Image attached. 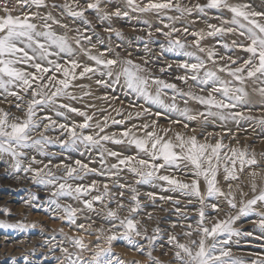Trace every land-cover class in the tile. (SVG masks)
Returning <instances> with one entry per match:
<instances>
[{
  "label": "snow or ice",
  "instance_id": "1",
  "mask_svg": "<svg viewBox=\"0 0 264 264\" xmlns=\"http://www.w3.org/2000/svg\"><path fill=\"white\" fill-rule=\"evenodd\" d=\"M111 2L112 0H85L81 5L79 0H73V3L64 0L61 4L49 3L48 0H0V97H3V102H9L8 97H14L15 108L23 113V116H18L0 107V158L3 155L12 158L11 172L13 174L31 172L33 173L31 180L34 184L45 187L56 186L48 200V204L55 207L46 208L45 211L53 214L57 211L63 212L64 215H53V218L66 220L77 229L97 237L94 246H90L85 242L83 235L68 236L63 229H60V233L79 251L70 252L63 243L53 245V250L58 247L63 254V259L57 258L59 264H126L125 260L113 250V243L116 241H123L133 251L146 255L148 264H164V261L153 255L158 247L165 249L163 252L165 256L171 251L172 259L168 264H264V253L254 252L250 254V259H244L235 256L232 251V245L239 243V240H233V237L241 236L253 237L261 241L259 247L264 248V152L258 154L247 147H230L224 144L222 137L216 139L214 143L209 142L205 137L202 142L194 134L195 128L191 129L193 134L175 132L169 138L168 133L171 129L159 128L158 120L139 126L133 124L117 137L115 133L105 134L109 126L108 116H105L102 122L97 121L93 125L92 115L72 107L71 104L59 102L61 98L76 101L90 96L92 93L89 90L83 91V95L78 97L69 89L90 88V85H76L74 82L86 77L91 79V75L98 73L99 76L107 77V79H97L95 81L97 85L115 90V87L120 86L123 81L122 86L130 93H134L146 104L158 109L153 112L151 107L144 108L133 104L131 107L140 108L135 112L137 118L141 115L159 118L176 113L182 119L171 120V122L177 125L182 124L185 129L189 128V123L185 121L202 119L203 123L207 124L209 118L221 122L256 121L264 125V115L254 117L245 115L243 111H233L244 107L251 112L254 106L253 96L259 98V105L264 110V11L254 10L250 3H231L230 0H206L205 3H196L192 7L182 6L177 0H147V2L124 0L123 9L116 6L114 10L108 11L106 5ZM73 4L76 6L74 7ZM50 8L60 10L62 16L66 15L73 20L79 19L87 26L91 25V21L85 15L89 10L94 12L101 22L111 21L113 18H127L130 12L159 15L167 11H175L183 16L191 15L195 10L207 16L209 10H216L220 13L216 17L220 20V25L208 24V31L190 33L188 27L181 30L171 24L166 25L170 29L167 32L160 28L156 29V32L167 38L165 51L178 52L195 60L193 63L188 61L181 63L179 67L188 74L177 76L176 79L185 85L189 80L193 81L200 88L201 93L205 91V86H210V91L206 95H198L191 89L184 91L175 83L151 75L147 67L136 63L133 59L120 58L119 53H115L113 58H106L111 51L110 48L93 54L92 49L96 45L91 43L92 36L85 34L90 28L86 27L84 32L76 29L77 36L71 39L67 34H57L53 25L67 29L68 24L62 23L51 11H47ZM41 9L45 10L44 14H41ZM224 11L231 14L230 18H224ZM167 19L173 21L179 17L168 16ZM104 31L114 32L117 37L122 36L120 31L111 26L104 28ZM181 32L192 35L195 38L193 47L200 53H205L207 60L212 61L213 64L216 63L217 53L211 48L201 47V41L206 37L223 38L226 35L242 37L248 43L232 40L230 46L222 39L218 42L229 51L242 50L247 53V57L233 59L232 56H228V63L219 66L215 71L208 69L207 61L195 52L187 51L186 43L175 36L176 33ZM147 36L151 38L152 32L149 31ZM84 42L89 43L91 47H84ZM100 43L103 41L100 40ZM73 44L76 45L75 48ZM79 53H83L94 62L95 67L82 64L77 60L75 57ZM147 63L144 61V64ZM171 67L172 65L169 64L168 68ZM28 68L33 71L27 70ZM159 71L163 73L165 69L160 68ZM217 72L226 73L230 79H222ZM150 84L156 86L154 92L150 90ZM166 90L173 93L171 103H166L163 98L167 95ZM177 96L186 98L185 104L188 103V99L196 101L204 106L205 110L193 113L187 107L181 109L175 103ZM44 108L54 110L57 117H65V119H67L65 112L61 109L76 113L84 117L83 123L71 125L58 123L52 116L47 115L38 118V110L43 111ZM117 114L122 115L119 111ZM132 115L129 113L128 118L131 119ZM169 119H171L170 116ZM123 123H125L124 120H112V124ZM93 127L97 129L95 134L84 133L85 129ZM55 128L66 131L69 138L54 141L45 135L50 129ZM133 129L143 131L144 135H136ZM149 129L152 130L149 131ZM33 133H38V136H34ZM106 142L134 146L137 153L123 155L119 151L106 148ZM54 143H59L65 148H74L77 144H83L86 148L100 149L101 170L98 172L97 169L90 168L88 164L77 160L76 166L56 165L57 169L61 167L64 169V174L57 176L48 164L42 168H33V164L41 163L36 156L28 157L29 163L25 165L22 158L28 156L26 149H35L41 155H49L45 147ZM106 157L116 158L117 163L104 169ZM161 169H176L184 175H189L190 182H185L173 175H160L158 173ZM125 170L138 177L136 184L163 181L168 186L163 188V191L178 192L182 197L188 198L189 205L195 199L199 205L195 209L198 217L195 224L183 223L182 221L188 220L189 217L186 211L177 207L175 214L180 219L173 222L171 227L175 229L179 226L183 229L179 236L174 232L170 233L165 241L162 235L163 230L159 226L155 227L149 235L147 227H141V221L137 218L143 208L137 188L132 184L120 182V173ZM97 172L99 175L107 174L116 178L114 186L121 189L118 192L119 198L112 193L107 183L102 185L101 191L96 181L75 186L68 182L70 179L82 180L85 175L97 174ZM244 174L248 177L246 186L252 193L251 198H247L249 193L243 190L241 176ZM221 178L227 184V191L221 187ZM201 180L204 182L203 191H201ZM124 189L131 194L127 205L123 201ZM93 192L96 194L92 195ZM237 192L241 197L239 206ZM146 195L150 201L155 202L157 199L155 193L149 192ZM60 197H72L82 201L83 208H76L70 204L62 205L59 202ZM37 199L38 197L32 195L24 203L30 205ZM159 199L172 201L176 205L180 204V200L174 199L173 196H160ZM221 201L227 205V211ZM97 203L101 205L103 219L111 226L93 229L92 223L87 227L84 223L77 224L78 212L85 209L96 212L95 204ZM112 203L115 204V208L109 207ZM209 208L215 213L214 217L208 215L206 210ZM121 210L126 211L128 215L121 217L119 214ZM232 210H235V215L232 214ZM2 211L9 214L8 209ZM221 212H224L223 218L220 217ZM251 215L257 217L252 223L259 230V235H254L253 231L242 232L233 226L242 216ZM148 219H152L150 213ZM36 227L35 223L28 224L24 221L14 224L0 221V228L4 229L23 231ZM52 240H55V236ZM45 243L48 244L50 241ZM85 251L90 252L91 255L89 257L81 255ZM10 259L11 264H16L15 257ZM24 259L25 264H28V257L25 256ZM128 264H141V262L130 261Z\"/></svg>",
  "mask_w": 264,
  "mask_h": 264
},
{
  "label": "rangeland",
  "instance_id": "2",
  "mask_svg": "<svg viewBox=\"0 0 264 264\" xmlns=\"http://www.w3.org/2000/svg\"><path fill=\"white\" fill-rule=\"evenodd\" d=\"M49 3H64V0H48ZM69 3H73V0H68ZM85 0H79V3L83 5ZM147 2V0H145ZM181 3L182 6L192 7L196 3H205L206 0H177ZM231 3H250L254 10L264 11V0H230ZM75 7L76 5L73 4ZM116 6H120L122 9L124 7V0H112V2L106 5V10H114ZM102 7H105L102 5ZM35 11V9H33ZM41 14L45 13V10L41 9ZM51 11L57 19H60L62 23L68 24V28L64 29L58 25H53L54 30L57 34H67L71 39L72 37L77 36L76 29H80L81 32H84L86 27H89L90 30L85 33L86 35L92 36V44H95L96 47L92 49L93 54L104 51L105 48H110L111 51L107 54L106 58H113L115 53L120 54V58H130L133 59L136 63L142 64L150 70V74L161 79L166 80L170 83H175L179 88L184 91L191 89L194 93L198 95H206L210 91V86H205V91L201 93L200 88L196 84L189 80L188 84L185 85L181 81L177 80L176 77L180 75L188 74L184 69L179 67V65L185 61L189 63L195 62L194 59L184 56L178 52L165 51L167 48V38L161 33L156 32L157 28L162 29L164 32L169 31L170 29L166 25L171 24L174 27L180 28L181 30L184 27H188L189 32H199L201 30L208 31V24L220 25V20L216 19L220 15L216 10H209L207 16H203L198 11H193L191 15H183L175 11H167L165 13L156 14V13H132L130 12L129 17L127 18H113L111 21L101 22L94 12L89 10L85 13L87 18L91 21V25H84L81 20H73L70 17L62 16L60 10L48 9ZM15 14V13H14ZM168 16L179 17V19L169 21ZM224 18H230L231 14L227 11L223 12ZM147 21V23H144ZM40 23L39 21H36ZM111 26L116 30L122 33L121 37H117L115 33H108L104 31V28ZM150 26V27H149ZM151 31L152 37L149 38L147 33ZM95 33V34H93ZM175 36L179 37L182 42L186 43L187 51L195 52L196 55L201 56L207 61V68L216 70L219 66H223L228 63L227 57L232 56L233 59L246 58L247 53L243 52L240 49H235L229 51L223 47L222 43H219L218 40L228 43L231 46L232 40H237V42L248 43L244 38L226 35L223 38L219 37H206L201 41V47L205 49H213L216 53V63L213 64L212 61L207 60L205 53H200L198 49L193 47L194 37L190 34L176 33ZM99 37V39H98ZM111 37V39H109ZM100 40L103 43H100ZM163 46V48H162ZM75 48L76 45L73 44ZM84 47H91L87 42H84ZM224 57V59H220ZM82 64H88L94 66V62L90 61L86 55L79 53L76 57ZM55 59V57H53ZM66 59V57H65ZM144 61H147V64H144ZM63 62V61H61ZM172 65L171 68H168V65ZM235 67V65H233ZM160 68H164L165 71L161 73ZM27 70L33 71V69L28 68ZM79 71V70H78ZM217 74L222 79H230L226 73L217 72ZM91 75V74H89ZM97 79H107V77H101L97 73L96 75H91V79L87 77L84 79H77L74 84L76 85H85L90 88L80 89L73 87L69 89L76 96H82L83 91L89 90L92 94L90 96H85L82 100L71 101L66 98H61L60 103L71 104L72 107L78 108L82 111L87 112L89 115L93 116L92 124L95 125L97 121H103L105 116L109 117L108 127L106 128L105 134H117L124 131L126 128H131L133 124L142 125L145 123H151L153 120H158L159 128L171 129V132L168 133V137L171 138L175 132H180L183 134H193L191 129L195 128L198 139L202 142L205 137L209 142L214 143L216 139L222 137L224 144L230 147H247L249 150H254L258 154L264 152V125H260L256 121L248 120H239L237 121H226L221 122L219 120H213L209 118L207 124L203 123L202 119L200 121H192L189 123V128L185 129L182 124L177 125L173 124L171 120L182 119L176 113L166 114L159 118L154 116L141 115L139 118L135 116V112L139 111L140 108H133L131 105L138 104L144 108L151 107L152 111L155 112L158 109L155 106H150L146 104L142 99L136 97L134 93H130L129 90L124 88L123 81L120 86H116L115 90L107 88L103 85H97L95 81ZM155 85L150 84V90L155 91ZM251 87V85H250ZM167 95L164 96L166 103H171L173 93L170 90H166ZM23 95V93H21ZM107 97V99H105ZM27 99V97H25ZM186 98L176 97V105L183 109L185 107L191 109L193 113L198 111H204V106L199 105L196 101L188 99V103L185 104ZM9 102H3V97H0V107L5 108V110L11 111L13 114L18 116H23V113L17 111L14 106L15 98L8 97ZM254 106L251 109V112L247 108L241 107L234 109L233 111H243L245 115H252L254 117H260L264 115V110L261 109L259 105V98L253 96ZM93 105V107H89ZM65 112V117H57L54 110L49 108H44L43 111L38 110V118L44 116H52L53 119L57 120L58 123H67L69 125L76 123H83L84 117L77 115L76 113L67 112L66 110L61 109ZM117 111L121 112L122 115H118ZM215 111V109H213ZM132 113V118H128V114ZM169 116L171 119H169ZM112 120H124L123 124H112ZM152 129H149L151 131ZM97 129L95 127L90 129H85V134H95ZM136 135L143 136V131H137ZM211 133L212 135H208ZM34 136H38V133H33ZM46 136H49L54 141L68 139L69 135L66 131L59 128L50 129L45 133ZM105 147L113 150L119 151L123 155H135L137 150L134 146L128 145H116L111 142H106ZM45 151L49 155H41L35 149H26L25 152L28 154L27 157L22 158L25 165L29 163L28 157L36 156L38 161H41L39 164H33V168H42L45 164H48L49 167L56 173L57 176L64 174L63 167L57 169L55 166L60 165H70L76 166L75 161L80 160L84 164H88L90 168L97 169L98 172L101 170L102 166L100 163V149L98 148H86L83 144H77L74 148H65L61 147L59 143H54L47 145ZM142 155V154H141ZM11 163L13 160L8 155H3L0 158V221L4 223H17L19 221H24L28 224L35 223L36 228H30L26 230L18 229H4L0 228V264H11V257L16 258V264H25L24 257H28V264H59L57 258L63 259V254L60 252L59 248L53 250V245L63 243V246L68 247L70 252L76 253L79 250L76 249L70 242L67 241L66 237L60 233V229H63L64 233L68 236H77L83 235L85 237V242L90 246H94L97 241L96 235H89L82 229H77L75 225H70L66 220L54 219L53 215L62 216L63 212L57 211L55 214L45 211L46 208L52 207L54 205H49L48 200L51 198V193L55 191L56 186H42L34 184L31 180L33 173H12L11 172ZM117 163V159L114 157H106V164L103 166L104 169H107L110 165ZM183 168V165H181ZM7 170V171H6ZM89 173L84 176L82 180H72L68 182L73 184H90L92 181L97 182V186L101 188L102 185L107 183L114 195H117L121 189H118L114 186L115 177H110L107 174L99 175ZM160 175H173L177 178L184 180L185 182H190L191 177L189 175H184L176 169H161L158 173ZM120 182L132 184L135 186L139 192V199L143 205L141 212L138 214L137 218L141 221V227H147L148 234H152V230L159 226L163 232L162 235L165 237L170 233L179 234L183 229L177 226L175 229L171 227L173 222H177L180 218L175 214V208L179 207L182 211H186L189 219L182 221L183 223H192L195 224L197 213L195 209L199 207L198 202L193 199L192 204H188V198L182 197L178 192L173 193L170 191H163V188H167L166 182L163 181H153L150 184H136L138 177L133 176L131 173L122 171L120 173ZM243 190L248 192L249 195L247 198H251L252 193L250 189L246 186L248 184V177L246 174L241 176ZM62 182V181H61ZM221 187L227 191V184L221 178ZM235 187V185H234ZM204 190V182L201 180V191ZM125 196L123 201L125 205L128 204L130 193L127 189H124ZM155 193L157 199L155 202L150 201L147 197V193ZM96 193L93 192L92 195ZM32 195L38 197L37 200H33L30 205L24 203L25 200L31 198ZM160 196H173L174 199H179L180 204H173L172 201H162L159 199ZM241 197L239 192H237V203L239 206V201ZM59 202L62 205H72L76 208H83L82 201H77L72 197H60ZM222 206L225 211L228 210L227 205H224L221 201ZM185 205L187 207L185 208ZM109 207L115 208V204H109ZM96 212L85 209L82 212H78L77 224L84 223L87 227L88 224L92 223L93 229L103 226L104 228L110 227V223L106 222L103 219L104 213L101 211V205L99 203L95 204ZM8 209L9 214H5L2 210ZM209 216L214 217L215 213L209 208L206 210ZM151 214L152 219H148V214ZM120 216H127L126 211L121 210ZM232 214L235 215V210H232ZM224 212L220 213V217L223 218ZM255 215L251 216H242L239 220L233 225L234 228L242 231H253L254 235H259V230L256 228V225L252 221L256 220ZM93 221L95 223H93ZM55 236V240H52V237ZM182 240L183 238L180 237ZM233 240H239L238 244L232 245L233 254L237 257H242L244 259H250L251 253L261 252L264 253V248H260L259 244L261 241L254 239L253 237H233ZM45 241H50L46 244ZM102 242V241H101ZM162 243L164 241H161ZM167 247V246H166ZM113 250L115 253L119 254L122 259L125 260L126 264L130 261H140L141 264H148V258L146 255H142L139 252L133 251L128 246H126L123 241H116L113 243ZM165 249L157 248L153 255L159 257L164 264L172 259L171 251L168 252V255H163ZM84 257H89L90 252L85 251L81 253Z\"/></svg>",
  "mask_w": 264,
  "mask_h": 264
}]
</instances>
